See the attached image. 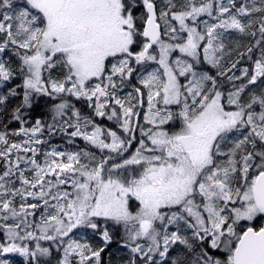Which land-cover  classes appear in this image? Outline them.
Here are the masks:
<instances>
[{"label":"snow or ice","instance_id":"obj_1","mask_svg":"<svg viewBox=\"0 0 264 264\" xmlns=\"http://www.w3.org/2000/svg\"><path fill=\"white\" fill-rule=\"evenodd\" d=\"M113 243L264 264V0H0V264Z\"/></svg>","mask_w":264,"mask_h":264},{"label":"trees","instance_id":"obj_2","mask_svg":"<svg viewBox=\"0 0 264 264\" xmlns=\"http://www.w3.org/2000/svg\"><path fill=\"white\" fill-rule=\"evenodd\" d=\"M42 114V109H41V107L40 106H36V110H35V112H34V115H41ZM13 126H15V125H13ZM113 246V247H112ZM114 246H116L115 248H114ZM114 249V250H113ZM118 249V245L116 244V243H113L111 246H110V249H109V251L108 252H110L111 253V258H112V264H119V261H120V259L123 257V255H124V251H126V250H123V251H118L117 250ZM114 251H115V255H114ZM108 252H106L105 254H103L104 255V257H105V255H106V257L104 258L105 259V261H107V259H109V255H108ZM116 252L121 256H118V254H116ZM114 255V256H113ZM118 256V257H115V256ZM108 256V257H107ZM113 256V257H112ZM115 258V259H114ZM113 259H114V262H113ZM119 259V260H118ZM115 260L117 261V262H115Z\"/></svg>","mask_w":264,"mask_h":264},{"label":"rangeland","instance_id":"obj_3","mask_svg":"<svg viewBox=\"0 0 264 264\" xmlns=\"http://www.w3.org/2000/svg\"><path fill=\"white\" fill-rule=\"evenodd\" d=\"M105 123H107V122H105ZM54 143H58V144H61V145H63V141H62V140H60V139H57V140H55V141H54ZM78 143H80L81 145L83 144V142H82V141H80V142H78Z\"/></svg>","mask_w":264,"mask_h":264},{"label":"bare ground","instance_id":"obj_4","mask_svg":"<svg viewBox=\"0 0 264 264\" xmlns=\"http://www.w3.org/2000/svg\"><path fill=\"white\" fill-rule=\"evenodd\" d=\"M112 247H113V246H112ZM115 247H116V246H114V248H115ZM109 249H110V248H109ZM113 250H114V249H113ZM108 251H109V250H108ZM120 252H121V251H120ZM124 252H125V251H124ZM106 254H107V253H106ZM116 254H118V253L116 252ZM119 254H120V253H119ZM119 254H118V256H120ZM114 255H115V251H114ZM114 255H113V256H114ZM113 256H112V257H113ZM118 256L116 255L115 257H118ZM121 256H122V255H121ZM121 256H120V257H121ZM123 256H124V255H123ZM105 257H106V255H105ZM105 257H104V258H105ZM107 257H108V256H107ZM118 258H119V257H118ZM114 259H115V258H114ZM114 259H113V262H114ZM119 259H120V258H119ZM119 259H118V260H119ZM107 260H108V259H107ZM120 260H121V259H120ZM115 262H117V261L115 260Z\"/></svg>","mask_w":264,"mask_h":264}]
</instances>
